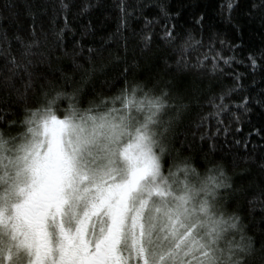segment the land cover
I'll return each mask as SVG.
<instances>
[{
	"label": "trees",
	"instance_id": "16d2710c",
	"mask_svg": "<svg viewBox=\"0 0 264 264\" xmlns=\"http://www.w3.org/2000/svg\"><path fill=\"white\" fill-rule=\"evenodd\" d=\"M135 83L170 94L172 124L152 137L162 172L187 165L194 186L222 168V211L241 217L250 264H264V0H0V133L48 107L73 119L122 108L113 98Z\"/></svg>",
	"mask_w": 264,
	"mask_h": 264
},
{
	"label": "rangeland",
	"instance_id": "374dc122",
	"mask_svg": "<svg viewBox=\"0 0 264 264\" xmlns=\"http://www.w3.org/2000/svg\"><path fill=\"white\" fill-rule=\"evenodd\" d=\"M114 109L118 111L89 114L108 113L117 124L126 115L131 132L139 118L137 114L132 109L125 113L123 107ZM81 116L73 119L75 125L81 123ZM29 118L32 120V115ZM39 133L35 121L24 122L15 136L0 133V224L6 231V252L11 250L14 256L12 264H23L28 254L34 264H82L89 260L91 247H104L107 252L109 245L127 264H137L141 229L144 247L155 253L162 250L163 229L170 224L166 212L174 201L158 194L150 177L139 189L128 185L137 167L138 149L132 148V137L118 132V139L113 136L105 140L77 127L63 138L67 162L53 167L41 188L34 158L37 151H47L48 140ZM162 173L168 178L171 192L178 195L184 190L186 179L181 173ZM51 181L56 187L55 210L49 214L48 234L47 228L34 234L21 226L20 208Z\"/></svg>",
	"mask_w": 264,
	"mask_h": 264
},
{
	"label": "snow or ice",
	"instance_id": "6c2138e0",
	"mask_svg": "<svg viewBox=\"0 0 264 264\" xmlns=\"http://www.w3.org/2000/svg\"><path fill=\"white\" fill-rule=\"evenodd\" d=\"M229 10L233 7L231 3L228 5ZM166 38L168 40H173L174 37L171 31L166 30ZM19 39V38H18ZM191 39V37H189ZM199 44V42H196ZM32 45H28L31 48ZM188 47L187 43L181 47L180 52L183 55ZM91 52L92 50L89 49ZM27 55V53H25ZM252 59L253 65H255V59ZM14 67H18L15 58L9 61ZM30 63V61H29ZM178 64L181 61H177ZM224 63H229V60H224ZM185 66H187L185 64ZM216 65H213L215 69ZM26 70V69H25ZM127 72V69H125ZM124 93V107H129L134 100V95L129 97L126 90H122ZM170 95V94H169ZM59 97H57L58 99ZM224 95L220 96V100L223 101ZM50 101L49 103H53ZM218 111L210 113L208 117H203L202 119H209L211 117H219L221 112L227 109L226 104L214 105ZM116 109H110L109 112H115ZM247 111V109H245ZM75 116V111L71 116H65L60 119L53 112L51 107L44 109L42 112L34 111L32 113V120L28 121L29 124L36 122L37 127L40 129L41 135L47 137L48 149L47 151L40 152L37 151L34 158L35 174L37 177V184L42 188L46 185L48 175L53 167L58 166L62 163H66V156L63 151V138L65 135L72 131H75L77 126L73 123V117ZM95 119L94 117L92 118ZM124 117L120 118V123L114 122V119L108 118V114L102 118L100 127L107 125L113 131V135L116 139L119 138V133L117 129H120ZM217 123H222L217 120ZM201 125H197L200 127ZM219 130V129H218ZM227 129H225L226 131ZM29 131L35 133V130L30 128ZM139 142L136 145L138 149V155L136 156V169L132 172L128 185L134 186L139 189L142 183H144L149 177L153 185H155L156 191L162 197H171L174 204L167 208L166 215L170 221L169 226H166L163 231L165 235L163 236V243L161 244V251L159 253L151 252L149 249L145 248L143 245V229H141V244L139 247V252L136 256L137 264H219V259L216 252L208 245L205 244L198 236L199 225L193 220V216L196 213V209L191 206L194 198L198 197L200 193L205 196L211 195L213 198L217 197L216 189L223 188L228 189L231 186L221 182L216 183L215 177L210 176L208 182L202 183L199 189L189 185L187 181L183 182L184 190L180 194H175L170 191L171 185L168 183V178L163 176L160 156H157L153 152V145L155 141L152 140L151 136L147 132H138ZM203 139V137H201ZM161 153L164 149H160ZM219 168V166H216ZM183 172L186 176L189 172L195 174V169H190L187 165L183 168L178 167L177 172H172L169 169L170 176H176L177 173ZM211 185V186H210ZM27 201L25 205H27ZM208 206L207 199L201 201V211H206ZM27 211V207L20 208V214H24ZM185 221H187L185 223ZM182 225V231L177 230V226ZM168 246L165 248L164 245ZM259 251L264 254V241L261 242V247ZM257 249L255 247V242L252 237H243L242 243L239 246V251L237 253H230V256H236V264H250V258L255 256ZM14 259L11 250L8 252H3L0 250V264H12ZM127 264V262L119 257L118 252H116L110 245L107 248L106 255L103 257H92L90 260L82 262V264Z\"/></svg>",
	"mask_w": 264,
	"mask_h": 264
},
{
	"label": "clouds",
	"instance_id": "9594fccd",
	"mask_svg": "<svg viewBox=\"0 0 264 264\" xmlns=\"http://www.w3.org/2000/svg\"><path fill=\"white\" fill-rule=\"evenodd\" d=\"M62 95H68L65 93H56V98ZM127 95L134 100L129 107H124V93L121 92L113 98V103L120 102L125 113L129 109L139 117L133 130L129 132L127 116H124V121L120 129L117 131L121 135L130 136L133 138V149H136V145L139 142L138 132H147L151 138L156 135V130L159 126L163 125V131L167 132L172 124V117L169 115V111L172 107L170 103L169 93L166 89L157 90L155 85H147L144 83L132 84L130 90L127 91ZM69 107H72L69 105ZM118 111V110H117ZM108 113L89 114L85 112L80 117L81 123L77 124V127L83 128L85 131L95 132L98 136L104 137L105 140L113 138V131L110 127L105 125L100 127L101 120ZM95 118L94 120L92 118ZM115 120V117H109ZM31 119L26 117L25 123H28ZM215 177L216 183H227V176L222 168L214 167L211 175H203L195 177L196 188L199 189L204 182H208V178ZM211 186V185H210ZM217 188L216 193L218 196ZM207 199L208 206L206 211H201V201ZM196 209V213L193 216V220L199 225L198 236L205 243L208 244L217 254L219 264H236L233 256L230 253H236L239 251V246L242 243V238L245 237V226L242 223L241 217L235 213L228 214L222 211V205L219 203L217 197L213 198L211 195L198 196L193 199L191 205ZM187 221H185L186 223ZM177 230L182 231V225L177 226ZM223 256V259H221Z\"/></svg>",
	"mask_w": 264,
	"mask_h": 264
},
{
	"label": "flooded vegetation",
	"instance_id": "af4514ba",
	"mask_svg": "<svg viewBox=\"0 0 264 264\" xmlns=\"http://www.w3.org/2000/svg\"><path fill=\"white\" fill-rule=\"evenodd\" d=\"M55 181H51L47 184L46 188L41 193L31 195L28 200L27 211L21 215L20 224L26 230L31 231L34 234L43 233L47 228H49V214L52 210H55ZM6 233L4 226L0 224V250L6 252L5 244L7 243L6 237L3 235ZM106 248L100 247L94 249L90 248L89 260L92 257H103L106 255ZM30 254L24 260L23 264H34V261H30ZM52 262V261H51ZM53 264V263H52Z\"/></svg>",
	"mask_w": 264,
	"mask_h": 264
}]
</instances>
